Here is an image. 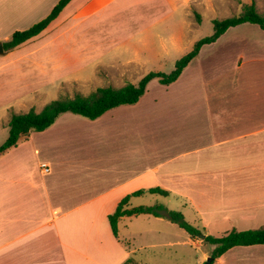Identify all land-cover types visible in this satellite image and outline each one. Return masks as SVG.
<instances>
[{
  "label": "crops",
  "instance_id": "crops-1",
  "mask_svg": "<svg viewBox=\"0 0 264 264\" xmlns=\"http://www.w3.org/2000/svg\"><path fill=\"white\" fill-rule=\"evenodd\" d=\"M60 1L0 0V43ZM252 4L264 16V0H71L43 33L0 54V128L26 85L52 95L66 83L138 84L191 51L185 35L203 12L223 20ZM206 46L176 82L153 80L137 104L96 120L64 114L0 157V264H146L129 242L135 233L115 237L108 217L155 187L193 208L206 236L209 227L216 237L264 227V31L245 23ZM152 218L167 220L142 214L119 225ZM213 264H264V245Z\"/></svg>",
  "mask_w": 264,
  "mask_h": 264
},
{
  "label": "trees",
  "instance_id": "trees-1",
  "mask_svg": "<svg viewBox=\"0 0 264 264\" xmlns=\"http://www.w3.org/2000/svg\"><path fill=\"white\" fill-rule=\"evenodd\" d=\"M70 2L71 0H61L47 18L36 23L29 29L16 31L11 40L4 43L5 50L11 51L39 36L58 18ZM196 16L198 21L201 22L200 15L197 14ZM245 23L258 25L264 31V16L257 11L255 4L246 5L242 13L238 16L223 20H214L213 35L197 41L193 49L177 61L175 69L171 73L151 72L144 76L138 84H127L119 89L100 87L87 96L76 94L72 98L68 97L54 100L48 103L40 112L32 108L24 114L13 113L8 123L9 136L0 146V157L16 148L21 142L29 140L34 133L43 132L53 126L64 114H74L89 120H96L112 109L137 104L145 95L149 84L153 80H158L162 85L166 86L176 82L189 64L198 57L204 46L215 43L230 28ZM145 194H156L165 197L170 195L169 191L155 187L148 190H140L126 196L119 203L115 212L108 217L115 237L118 238L119 236V221L122 218L142 214L166 218L187 232L191 239L203 235L199 228L185 221L181 212L170 211L162 205L129 208V201L132 197H139ZM204 241L214 247L211 255L213 260L210 263L213 264L216 259L222 257L235 247L264 245V227L244 231L233 229L220 237L208 235ZM132 261L133 259H129L126 263H131Z\"/></svg>",
  "mask_w": 264,
  "mask_h": 264
},
{
  "label": "rangeland",
  "instance_id": "rangeland-1",
  "mask_svg": "<svg viewBox=\"0 0 264 264\" xmlns=\"http://www.w3.org/2000/svg\"><path fill=\"white\" fill-rule=\"evenodd\" d=\"M261 11L264 14V9ZM203 15L205 19H203V21L201 22L200 27L198 29L190 28L186 32L185 42L188 43L187 46L189 48L187 51H185L186 53L193 49L195 42L212 36L214 33L213 21L223 18V15L221 14L210 17L211 14L203 12ZM213 18L215 19L213 20ZM194 20L198 21L197 16L194 17ZM208 51L209 49L207 48V46L204 47L198 59L207 61L209 59ZM174 68H166L164 69V72L171 73ZM97 85L98 84H89L86 86H80L78 84L69 83L61 84L57 91H55V93H53L52 95L47 93V91H44L43 88L41 89L40 87H36V89L31 90V87L29 85H26V87L23 88V97L21 99V102H18L17 106L15 107L10 106L7 108L6 113L8 114V123L13 113H27L32 108H34L37 112H40L48 103L59 98H72L76 94H83L87 96L95 91ZM8 136L9 127H1L0 146L7 140ZM132 205L135 207L157 205L166 206L171 211L181 212L186 222L193 225L194 227L199 228L203 235H207L204 226L197 221V216L193 208L186 207L185 203L179 199L173 197L164 198L157 195H146L142 198L133 199ZM151 221L152 223H139L138 220H135L134 223H130L128 221L127 223H121L119 225V232L122 238H126L129 231L135 233V237L129 240V242L131 241L130 243L132 244V246L137 248V256L141 257L146 264L209 263V259L211 258L214 249L212 245L208 244L200 237L192 240L187 232L179 228L178 225L172 224L167 220H163V222H161L152 218ZM144 227L146 228V231L144 230ZM259 228L260 227H255L254 229ZM208 229L213 233L216 232L215 229L211 227H209ZM143 230L145 232H143ZM147 243L154 244V247H151L149 249L141 248V246ZM126 264H139V262L134 261L132 263Z\"/></svg>",
  "mask_w": 264,
  "mask_h": 264
},
{
  "label": "water",
  "instance_id": "water-1",
  "mask_svg": "<svg viewBox=\"0 0 264 264\" xmlns=\"http://www.w3.org/2000/svg\"><path fill=\"white\" fill-rule=\"evenodd\" d=\"M4 53V45L2 44V43H0V54H3ZM206 235H202L200 238L202 239V240H205L206 239ZM212 258H210L209 259V263L208 264H210L211 262H212Z\"/></svg>",
  "mask_w": 264,
  "mask_h": 264
},
{
  "label": "built area",
  "instance_id": "built-area-1",
  "mask_svg": "<svg viewBox=\"0 0 264 264\" xmlns=\"http://www.w3.org/2000/svg\"><path fill=\"white\" fill-rule=\"evenodd\" d=\"M43 169H45V171H49L48 167L46 165H43Z\"/></svg>",
  "mask_w": 264,
  "mask_h": 264
}]
</instances>
